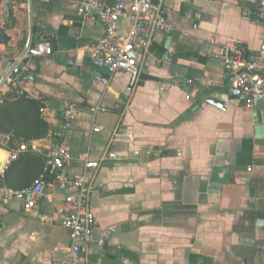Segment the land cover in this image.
Returning <instances> with one entry per match:
<instances>
[{
	"label": "crops",
	"instance_id": "obj_1",
	"mask_svg": "<svg viewBox=\"0 0 264 264\" xmlns=\"http://www.w3.org/2000/svg\"><path fill=\"white\" fill-rule=\"evenodd\" d=\"M0 1V30L9 39L0 43L2 95L33 31L52 48L32 59L20 85L44 109L48 135L28 144L0 137L3 187L20 191L42 176L47 185L30 211L23 197L0 203V264H67L70 232L60 214L70 207L43 171L56 145L75 160L114 155L92 173L90 203L95 236L111 226L116 232L101 248L89 245L84 264H264V100L247 108L237 90L220 106L212 95L236 89L208 57L222 46H242L251 56L261 49L259 0H167L175 29L154 37L130 99L125 73L107 87L92 84L99 72L89 48L103 36L99 23L85 26L65 0ZM70 104L77 113L63 131ZM98 104L105 110L95 113ZM69 172L78 173V164Z\"/></svg>",
	"mask_w": 264,
	"mask_h": 264
},
{
	"label": "built area",
	"instance_id": "obj_2",
	"mask_svg": "<svg viewBox=\"0 0 264 264\" xmlns=\"http://www.w3.org/2000/svg\"><path fill=\"white\" fill-rule=\"evenodd\" d=\"M167 0H115L107 4L101 0H65L69 8L83 19L85 26L99 23L103 27V36L89 48L90 60L97 73L92 84L100 83L107 87L114 75L125 73L129 80L127 94L133 97L140 85L151 45L158 33L171 34L175 27L167 16ZM258 14L264 20V0H259ZM127 24V30L119 31V24ZM35 41L30 40L25 49L16 58L15 63L6 75L11 85L10 92L16 97L25 96L20 88L29 65L34 58L49 56L52 53L51 44L40 31L32 33ZM208 57L218 60L224 70L232 78V86L245 98V106L254 108L264 100V42L261 49L251 56L239 45L222 46L218 51L208 50ZM162 65H169L171 59L163 56ZM17 65H21L19 73L14 74ZM107 75L102 76L100 72ZM225 107L226 103L223 104ZM100 105L93 112L104 111ZM43 113L44 109H40ZM77 113L76 106L65 107L61 115V129L71 128ZM97 131V130H95ZM26 145H20L19 151H27ZM14 154L12 159H16ZM114 158L106 153L99 160H91L88 155L75 160L72 152L63 146H53L45 159L43 171L52 174L51 184L64 194L63 200L70 207L69 211L60 214V224L70 232V247L67 264H84V256L89 245L95 244L101 248L116 232V227L104 229L99 237L95 236L96 220L90 203L91 175L97 171L101 162ZM74 163L79 166V172L71 174ZM6 164V163H5ZM46 183L44 176L23 190L0 188V203L5 204L14 197H23L24 210L30 211L34 205L45 198Z\"/></svg>",
	"mask_w": 264,
	"mask_h": 264
},
{
	"label": "trees",
	"instance_id": "obj_3",
	"mask_svg": "<svg viewBox=\"0 0 264 264\" xmlns=\"http://www.w3.org/2000/svg\"><path fill=\"white\" fill-rule=\"evenodd\" d=\"M8 40L0 30V43H7ZM40 108L41 104L35 100L0 93V137L27 144L46 137L49 126L41 119Z\"/></svg>",
	"mask_w": 264,
	"mask_h": 264
},
{
	"label": "water",
	"instance_id": "obj_4",
	"mask_svg": "<svg viewBox=\"0 0 264 264\" xmlns=\"http://www.w3.org/2000/svg\"><path fill=\"white\" fill-rule=\"evenodd\" d=\"M261 20H262V24L264 25L263 17H261ZM50 39L53 40V38H50ZM52 47H55L54 41L52 42ZM20 68H21V65H17V67L14 71V74L18 73L20 71ZM235 93H238V91L233 90V89H229L227 94L215 93L212 95V98H216V99L220 100L219 104H220V106H222L223 103L226 102L227 99L231 96V94H235ZM211 102H213V101H211ZM3 163H4V160L0 161V171H1ZM2 187H3V184H2V180H1V174H0V188H2Z\"/></svg>",
	"mask_w": 264,
	"mask_h": 264
}]
</instances>
